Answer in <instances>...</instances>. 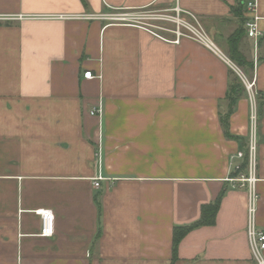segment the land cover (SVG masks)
<instances>
[{
    "label": "crops",
    "instance_id": "1",
    "mask_svg": "<svg viewBox=\"0 0 264 264\" xmlns=\"http://www.w3.org/2000/svg\"><path fill=\"white\" fill-rule=\"evenodd\" d=\"M245 1L0 0V264H255L248 190L231 181L248 176L234 157L247 152V93L229 136L221 122L237 68L258 93L264 231V36L256 51ZM176 6L218 54L171 42L170 23L151 22L166 41L109 19ZM257 15L264 32V0ZM222 192L215 223L189 232L174 261V227L198 221ZM40 210L52 212L51 237L41 235Z\"/></svg>",
    "mask_w": 264,
    "mask_h": 264
},
{
    "label": "built area",
    "instance_id": "2",
    "mask_svg": "<svg viewBox=\"0 0 264 264\" xmlns=\"http://www.w3.org/2000/svg\"><path fill=\"white\" fill-rule=\"evenodd\" d=\"M259 0H246V7L248 12L251 14L250 18L245 21L244 27L248 38L255 42V50H258L259 41L264 36V32L260 29L259 21L260 18L257 15ZM186 17V12H184L179 6H176L173 10L168 13L161 12H143L135 14H120V15H110L109 19L116 22H124L131 26H136L145 30H148L156 37L163 40L169 41L163 36H161L156 30H160L158 26L151 24V22H166L174 25V29L171 31L175 35V40L171 41L173 43L179 44L180 40L183 38H188L194 42L204 46L211 52L218 54V49L213 41L210 39L208 34L201 27L199 22L191 16L192 21L188 20ZM228 64L234 67L230 62ZM255 68L257 66V61H255ZM235 68V67H234ZM240 79L242 80L248 98L251 104L250 113V136L247 145V152H238L235 158L246 159L247 167L243 168V165L236 166V172L240 173L242 169H247L248 176L239 174L232 182L242 183V187H246L248 190V228L247 234L249 239L250 250L252 258L255 264H264V231L259 229L256 225V213H257V202L258 195L256 192V159H257V141L256 132L258 125V106H257V91L255 87V82L249 80L239 69L235 68ZM84 78L91 80L96 78L92 72H86ZM98 113L94 111L93 114ZM103 178L99 177L94 180L95 188L100 187V182ZM41 216V235L45 237H51L54 234L53 226V215L51 211L40 210L38 212Z\"/></svg>",
    "mask_w": 264,
    "mask_h": 264
},
{
    "label": "trees",
    "instance_id": "3",
    "mask_svg": "<svg viewBox=\"0 0 264 264\" xmlns=\"http://www.w3.org/2000/svg\"><path fill=\"white\" fill-rule=\"evenodd\" d=\"M243 32H237L236 36L232 38V46H234V51L238 52V42L243 37ZM239 67L247 68L249 71H253V65H249L245 62L239 61L238 59H234ZM246 93L245 86L242 82V80L236 75L235 73L230 76V83L228 87V93L226 96V100L228 101L229 108L228 112L221 117L222 125L224 126L226 135L229 136L228 126H229V120L230 116L232 115L234 111V107L237 103V101L244 96ZM247 158L245 159V162L243 164V168L247 167ZM224 196V192H222L216 201L209 205H204L201 209V216L200 219L194 223L184 225V226H176L173 229V246H172V254H173V260L175 261L178 256V249L181 241L183 238L192 230L197 229L202 226H209L213 225L216 221V216L218 213V210L220 208L221 200Z\"/></svg>",
    "mask_w": 264,
    "mask_h": 264
},
{
    "label": "rangeland",
    "instance_id": "4",
    "mask_svg": "<svg viewBox=\"0 0 264 264\" xmlns=\"http://www.w3.org/2000/svg\"><path fill=\"white\" fill-rule=\"evenodd\" d=\"M149 12V11H148ZM229 57V56H228ZM237 64V63H236Z\"/></svg>",
    "mask_w": 264,
    "mask_h": 264
}]
</instances>
